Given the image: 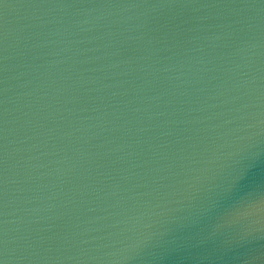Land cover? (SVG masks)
<instances>
[{
	"label": "water",
	"instance_id": "obj_1",
	"mask_svg": "<svg viewBox=\"0 0 264 264\" xmlns=\"http://www.w3.org/2000/svg\"><path fill=\"white\" fill-rule=\"evenodd\" d=\"M0 264H264V0H0Z\"/></svg>",
	"mask_w": 264,
	"mask_h": 264
}]
</instances>
